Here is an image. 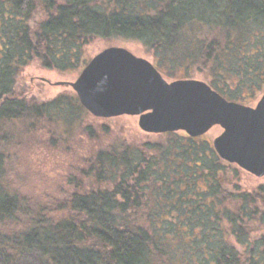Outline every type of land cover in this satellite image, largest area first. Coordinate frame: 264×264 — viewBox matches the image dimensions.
<instances>
[{"label": "trees", "instance_id": "trees-1", "mask_svg": "<svg viewBox=\"0 0 264 264\" xmlns=\"http://www.w3.org/2000/svg\"><path fill=\"white\" fill-rule=\"evenodd\" d=\"M98 38L139 42L168 79L204 76L230 101L264 88V0H0V264H264V184L243 189L203 136L117 140L83 158L64 196L21 189L24 141L109 129L76 94L20 89V71L85 66Z\"/></svg>", "mask_w": 264, "mask_h": 264}, {"label": "water", "instance_id": "water-1", "mask_svg": "<svg viewBox=\"0 0 264 264\" xmlns=\"http://www.w3.org/2000/svg\"><path fill=\"white\" fill-rule=\"evenodd\" d=\"M66 83L94 117L138 116L140 129L149 134L184 131L199 137L220 126L223 132L213 140L218 155L264 176V94L249 106L228 100L202 80L168 81L153 62L116 45L96 54L76 81Z\"/></svg>", "mask_w": 264, "mask_h": 264}, {"label": "rangeland", "instance_id": "rangeland-1", "mask_svg": "<svg viewBox=\"0 0 264 264\" xmlns=\"http://www.w3.org/2000/svg\"><path fill=\"white\" fill-rule=\"evenodd\" d=\"M112 45L125 47L137 56L144 57L155 64L151 54L139 42L124 39L110 41L101 38L95 39L86 47L87 62ZM85 66L59 71L47 69L35 60L20 71L18 76L20 89L26 90L39 101L50 100L61 93L76 94L66 82L76 81ZM163 76L168 81H172L166 75ZM194 79L208 83L204 76L198 74ZM60 82L64 83L58 84ZM263 94L264 88L247 97L248 105L255 106ZM93 118L89 122L95 129L101 131L102 125L109 129V133H101L98 140H90L88 136L76 131L74 134L65 136L60 134L55 144L51 143V145L45 142L47 135L44 133L37 134L33 137V141L23 142L24 145L17 152L15 175L17 174V182L26 195L36 198L62 197L73 189V186L68 183V177L73 176V173L77 175V169L82 164L83 158H88L96 149L109 146L117 140L136 143L159 138L157 134H149L140 129L138 116L123 115L114 118L93 116ZM222 132L223 129L220 126H215L203 137L213 143L214 138ZM237 183L243 189L252 191L264 184V176L257 177L240 168Z\"/></svg>", "mask_w": 264, "mask_h": 264}]
</instances>
